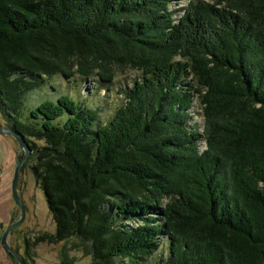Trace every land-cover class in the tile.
<instances>
[{
	"label": "trees",
	"instance_id": "obj_1",
	"mask_svg": "<svg viewBox=\"0 0 264 264\" xmlns=\"http://www.w3.org/2000/svg\"><path fill=\"white\" fill-rule=\"evenodd\" d=\"M172 2L0 0L19 171L44 193L45 238L78 239L88 264H140L162 238L166 264H264V0ZM125 66L137 74L107 120L44 88L56 74L104 86Z\"/></svg>",
	"mask_w": 264,
	"mask_h": 264
},
{
	"label": "rangeland",
	"instance_id": "obj_2",
	"mask_svg": "<svg viewBox=\"0 0 264 264\" xmlns=\"http://www.w3.org/2000/svg\"><path fill=\"white\" fill-rule=\"evenodd\" d=\"M187 2L188 0H181L180 4L172 2L170 8H179ZM136 74L137 71L130 67H122L116 70L113 81L104 86H99L93 78L76 77L71 81L58 74L45 75L43 81L49 96H54L50 86L58 89L60 94H72L82 104L95 110L97 118L103 121L107 120L121 104L122 96L118 93V88L129 85L131 78ZM44 92L42 96H48ZM30 102L33 103V101ZM27 107H29L28 104ZM190 113L193 115V120L202 126L203 116L197 99ZM4 122L0 113V124L6 125ZM202 148H204L203 144ZM18 154L19 145L14 137L0 133V264H19L13 255L19 257L25 264H62L64 258L71 260L74 264H88L91 257L84 254L79 247L78 239L71 238L56 242L47 239L48 235L55 232V223L49 213L44 193L36 184L33 173L28 167L20 170L18 175V193L23 200L25 216L21 224L6 235L5 243L8 249H5L2 244V233L9 224L19 220L21 216V211L11 193V182ZM165 202L166 199L163 200V203ZM41 235L44 238H40ZM167 258L168 244L166 239L162 238L159 247L140 264H166ZM121 261L125 262V259ZM117 263L120 264V260Z\"/></svg>",
	"mask_w": 264,
	"mask_h": 264
},
{
	"label": "water",
	"instance_id": "obj_3",
	"mask_svg": "<svg viewBox=\"0 0 264 264\" xmlns=\"http://www.w3.org/2000/svg\"><path fill=\"white\" fill-rule=\"evenodd\" d=\"M0 133L1 134H9V135L13 136L19 145V154L17 156V161H16V164L14 167L13 177H12V182H11V193H12V198H13L15 204L18 206V208L21 211V216H20L19 220L9 224L2 233V244L4 245L5 249H8V246L5 243L6 235L8 234V232L10 230L19 226L21 224V222L23 221L24 216H25V207L23 205V200L18 193V175H19V169H20L21 165L25 162V160L29 154L30 148H29V144L25 140H23L17 133H15L8 126L0 124ZM21 153H22V156L20 159H18L19 156L21 155ZM13 257L16 260H18L19 264H25L23 261L20 260L19 257L15 256V255H13Z\"/></svg>",
	"mask_w": 264,
	"mask_h": 264
}]
</instances>
